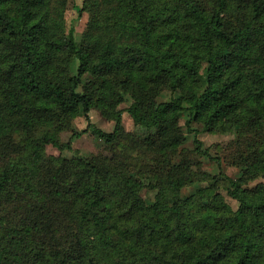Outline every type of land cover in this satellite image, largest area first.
Wrapping results in <instances>:
<instances>
[{
    "label": "trees",
    "instance_id": "1",
    "mask_svg": "<svg viewBox=\"0 0 264 264\" xmlns=\"http://www.w3.org/2000/svg\"><path fill=\"white\" fill-rule=\"evenodd\" d=\"M69 6L0 0V264H264V183L245 188L264 177V0ZM127 97L144 134L123 125ZM183 111L188 131L235 130L241 177L203 169ZM79 113L110 152L63 141Z\"/></svg>",
    "mask_w": 264,
    "mask_h": 264
},
{
    "label": "rangeland",
    "instance_id": "2",
    "mask_svg": "<svg viewBox=\"0 0 264 264\" xmlns=\"http://www.w3.org/2000/svg\"><path fill=\"white\" fill-rule=\"evenodd\" d=\"M70 6L67 11V19L69 20L73 16L72 10V0H69ZM87 17L85 16L81 19L76 25L77 37L81 39L82 32L85 27ZM75 70V68H74ZM170 91H164L160 97L159 101H165L170 96ZM131 104L130 97H127L126 101L120 106L123 109L122 119L123 125L125 126L127 131L133 132L135 134H144L147 132L145 129L137 126L133 118L127 112V108ZM190 115L188 111H183L181 114L180 124L183 127L184 132L186 133V142L184 147L188 149H194V130H203V125L199 122H193L191 124V128L193 131H188V127L186 125V121H188ZM91 121L99 128L104 131H111L114 127V123L111 121H107L101 113L97 109H92L90 112ZM88 127V122L85 119L82 113H79L78 116L73 120V130L80 135H74L72 130L65 131L62 133L63 141H72L73 148L81 153L84 156H89L96 153H107L110 152L106 147L105 143L99 139L90 129L87 132L82 131ZM204 144V150L207 152L206 155L201 157L203 162V169L208 171L209 173L216 175L220 171H223L229 177L239 178L243 175L244 167L235 164V140L237 139V133L234 131L225 132H206L202 131L199 135ZM237 152V150H236ZM48 153L53 155H60L65 157H72L75 155V152L70 150H65L63 152L53 148L48 147ZM259 183H264V177L253 179L249 182L246 189L255 188ZM206 185L205 183L196 184L193 187H189L184 190V194H188L190 192H194L198 186ZM222 194L225 197L227 203L231 205V207L235 210L239 207V202L232 198L226 188L222 189ZM143 196L146 199L147 203L151 204L154 202L155 191L146 189L143 192Z\"/></svg>",
    "mask_w": 264,
    "mask_h": 264
}]
</instances>
